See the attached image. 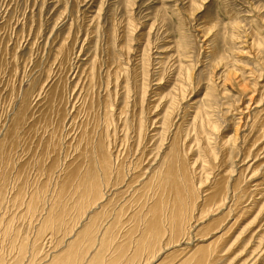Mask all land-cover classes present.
<instances>
[{
    "label": "rangeland",
    "instance_id": "1",
    "mask_svg": "<svg viewBox=\"0 0 264 264\" xmlns=\"http://www.w3.org/2000/svg\"><path fill=\"white\" fill-rule=\"evenodd\" d=\"M170 170L195 198L177 238ZM210 244L204 264H264V0H0V264Z\"/></svg>",
    "mask_w": 264,
    "mask_h": 264
},
{
    "label": "bare ground",
    "instance_id": "2",
    "mask_svg": "<svg viewBox=\"0 0 264 264\" xmlns=\"http://www.w3.org/2000/svg\"><path fill=\"white\" fill-rule=\"evenodd\" d=\"M176 154V153H175ZM173 157V156H172ZM176 158V157H175ZM175 158H173V159H175ZM99 159H100V166H101V168L103 169V171L105 172V174H107V172H110V164H109V161H107L106 160V154L104 153V152H100V154H99ZM172 159V160H173ZM175 162V161H174ZM173 162V163H174ZM172 163V162H171ZM173 163H172V165H173ZM177 163V162H176ZM176 166V165H175ZM181 167V166H180ZM179 167V168H180ZM188 169V168H187ZM172 170V169H171ZM171 170H170V172L168 173V174H166L167 172H165V174L164 175H166V177L167 176H169V182H168V180H166V184H162V185H160L159 186V188L161 189V191H162V189L164 188V187H166V190H165V192H167V197H166V201H168V198H169V196L171 195V197H170V199H172V201L174 202V203H172V205L174 204V207L177 205L178 206V208H179V202H180V219H177V220H175L174 218L176 217L175 216V214H174V216H173V214L171 215V213H172V211H171V213H170V218L171 219H169V222L172 224V225H174V224H176V227L175 228H173V229H171V231H174V233H173V235H174V237H178V236H180V235H182L183 233H184V231H185V229H187L188 227H189V225L188 224H190V222H189V220L191 219L190 218V209H187V211L188 212H184V211H182L183 209H181V202L182 201H184L183 203H182V205L185 203V201H186V198H187V201H192L193 199H195V198H193V196L192 195H190L188 192V196L186 197L184 194H183V191H182V188L183 187H181V185L180 184H178V182L176 181L177 179H176V174L178 173H176V171H175V173L176 174H174L173 172H171ZM185 170V169H184ZM189 171V170H188ZM185 172V171H184ZM159 173V172H158ZM161 173H162V170H161ZM88 174V173H87ZM182 174V173H181ZM185 174V173H184ZM190 175V174H189ZM87 176V175H86ZM85 176V177H86ZM93 177V176H92ZM178 177V176H177ZM184 177V176H183ZM189 177H191V176H189ZM221 178H217V182H216V187H215V190H212V189H210V190H212L211 191V193L207 196V198L211 201V202H213V200H215V199H217L219 196H221V194L223 193L224 194V191H225V187H227V182H225V181H227V180H224L222 177L223 176H220ZM226 177V176H225ZM94 178V177H93ZM168 178V177H167ZM194 178V177H193ZM157 179V178H156ZM164 180V179H163ZM184 180V179H183ZM85 181V180H84ZM190 181H191V179H190ZM158 182V181H157ZM163 182V181H162ZM181 182V181H180ZM192 182H194V181H192ZM156 183V182H155ZM165 183V182H164ZM182 183V182H181ZM185 183V182H184ZM183 183V184H184ZM186 184V183H185ZM79 185V184H78ZM139 185H140V183H139ZM150 185H152V184H150ZM158 186V185H157ZM183 186V185H182ZM214 186V185H213ZM79 187H81V186H79ZM98 187H99V184L98 183H95L92 179H90L89 178V180L87 179V182H86V184H84V186H83V190H87V193L89 192H92V193H96V190L98 189ZM152 187V186H151ZM194 187V186H193ZM149 188V187H148ZM148 188H147V190H148ZM192 188V187H191ZM82 189V188H81ZM188 189V186L186 187V190ZM190 189V188H189ZM77 190H78V188H77ZM82 190V191H83ZM159 190V189H158ZM185 190V191H186ZM191 190V189H190ZM196 190V189H195ZM164 191V190H163ZM160 193V192H159ZM168 193L170 194V195H168ZM185 193V192H184ZM161 195V194H160ZM195 195V194H194ZM164 197V196H163ZM196 197V196H195ZM197 199H198V196L196 197ZM161 199H163L162 197L160 198V200ZM196 199V200H197ZM207 199V201H209ZM206 200V199H205ZM204 200V201H205ZM216 202V201H215ZM214 202V203H215ZM187 203V202H186ZM186 203H185V207H187L188 205H186ZM204 202H202V204H203ZM213 203V204H214ZM164 203H162V205H163ZM201 204V205H202ZM208 204V203H207ZM218 204V203H217ZM160 205H161V202H160ZM190 205H192L190 208L192 209L193 207H195L196 205H195V202L194 203H192V204H190ZM200 205V206H201ZM209 205V204H208ZM207 205V206H208ZM210 205H212V204H210ZM210 205H209V209H210ZM216 205V204H215ZM80 206V205H79ZM99 206V205H98ZM169 206H170V204H169ZM204 206H205V203H204ZM214 206V205H213ZM213 206H212V208H213ZM163 207V206H162ZM218 207V206H217ZM82 208V207H81ZM161 208V207H160ZM184 208V207H183ZM189 208V207H188ZM217 209V208H216ZM179 209H177L176 211H178ZM205 210H206V208H205ZM204 210V211H205ZM208 210V209H207ZM106 211V210H105ZM99 212V211H98ZM170 212V211H169ZM159 213V212H158ZM173 213H174V211H173ZM177 213V212H176ZM161 214H162V212H161ZM178 214V215H179ZM202 214V213H201ZM204 214H208V212L207 213H204ZM244 215V214H243ZM163 216V215H162ZM161 216V217H162ZM160 217V218H161ZM164 217V216H163ZM97 218V217H96ZM154 218V217H153ZM165 218H166V216H165ZM177 218V217H176ZM179 218V217H178ZM206 218V217H205ZM154 219H156V217L154 218ZM204 219V218H203ZM192 220V219H191ZM162 221V220H161ZM214 222V221H213ZM122 225V224H121ZM191 225V224H190ZM236 225V224H235ZM167 228V227H166ZM173 237V236H172ZM213 237H214V235H213ZM219 238H216V240H218ZM179 241V240H178ZM208 246H211V244L210 245H207L206 247H203V246H201L200 248H197V252L196 253H194V255L192 256V258L191 259H189V258H187V259H185V261H182V262H184L185 264H190V262H192V261H194V264H204L205 263V261H207V259H208V257H209V253H210V251H209V247ZM163 250V249H162ZM62 255V254H61ZM56 257V256H55ZM53 258V260H52V263L51 264H58V258L56 257V258ZM117 258V257H116ZM205 258V259H204ZM49 260V259H48ZM115 260H117V259H115ZM203 260V261H202ZM118 262V261H117ZM181 262V263H182ZM90 264H92L91 262H89ZM114 263V262H113ZM115 263H116V261H115Z\"/></svg>",
    "mask_w": 264,
    "mask_h": 264
},
{
    "label": "crops",
    "instance_id": "3",
    "mask_svg": "<svg viewBox=\"0 0 264 264\" xmlns=\"http://www.w3.org/2000/svg\"><path fill=\"white\" fill-rule=\"evenodd\" d=\"M53 260V259H52ZM52 260H51V262L49 263V264H51L52 263Z\"/></svg>",
    "mask_w": 264,
    "mask_h": 264
}]
</instances>
